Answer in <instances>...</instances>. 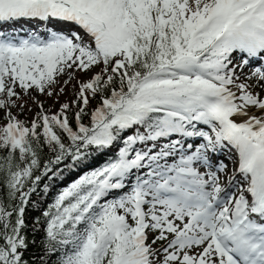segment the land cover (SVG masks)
Masks as SVG:
<instances>
[{
    "label": "snow or ice",
    "instance_id": "obj_1",
    "mask_svg": "<svg viewBox=\"0 0 264 264\" xmlns=\"http://www.w3.org/2000/svg\"><path fill=\"white\" fill-rule=\"evenodd\" d=\"M0 113V264H264V0H0Z\"/></svg>",
    "mask_w": 264,
    "mask_h": 264
},
{
    "label": "trees",
    "instance_id": "obj_2",
    "mask_svg": "<svg viewBox=\"0 0 264 264\" xmlns=\"http://www.w3.org/2000/svg\"><path fill=\"white\" fill-rule=\"evenodd\" d=\"M69 96H70V94H69ZM51 98H53V102L52 103L55 105L54 106V108H55L54 112H56L59 109L60 105L64 104L65 101H66V99L64 101H60L59 97H46L45 98V101L47 102L46 104H49V100ZM98 101H99V96H97L95 99H90V103H89V106H88L89 111H91V109H93L94 107L97 106ZM41 103L43 104V107L45 109L44 103L43 102H41ZM51 107H52V104H51ZM76 110L77 109L74 107L69 112V117H70V120L73 123V126H74L73 113ZM12 111L15 112L16 109H14ZM0 114H2V113H0ZM21 120L29 122L26 117H23L22 113H21ZM83 122L84 123H88V117H85ZM0 123H3V120H0ZM111 155H112V153H108L106 155L99 156V158L95 160V166L96 167L101 166ZM87 170L88 169H85L84 171H87ZM79 174L82 175L84 173L83 172H79ZM76 178H78L77 172H70L69 170L65 169V171L63 172V174L60 177V179H58L56 181H51L50 182V181H48L45 178V180H43L41 182L40 188L38 189L37 193L32 195L31 201L34 202V206H33V204H30L29 208H28V211L26 212L25 220H26V223H27L28 227H27V229L25 231L27 232L28 237H29L30 240L35 239L37 241V245L39 244V241H40L41 237L43 236V225L42 224L41 225H37V227L41 228V231L33 233L32 228H33V219H34V217L41 216V212L43 210L47 209L48 206L54 202V199H55L56 195L60 191H62L63 188L67 186V184L71 183ZM44 184H48L49 185V188L46 191L44 190ZM41 220H43L42 216H41ZM38 253H39V248L38 247H36V246L30 247L29 251L27 253H25V258L29 259L34 254H38Z\"/></svg>",
    "mask_w": 264,
    "mask_h": 264
},
{
    "label": "rangeland",
    "instance_id": "obj_3",
    "mask_svg": "<svg viewBox=\"0 0 264 264\" xmlns=\"http://www.w3.org/2000/svg\"><path fill=\"white\" fill-rule=\"evenodd\" d=\"M69 71H71V70H69ZM92 71L93 72H98L99 69L98 68H94ZM91 75H92L91 72H89V73L76 72L74 74V78L71 79L70 83H68V85L66 87H64L63 93L62 94H54L51 97H59L60 101H64L66 99L65 103L69 102L71 104V102L76 99V94L79 91V84L77 83V81L85 82V81H87L90 78ZM65 79H68V77L67 76H63V77L59 78L60 83L55 85V87L53 89V91L55 93H59V89H60L61 86H63V81ZM16 91L20 92L21 90L17 87ZM29 92H30V95L23 96L22 99L17 100V105H20V104L24 105V110H23L22 114H23V117H26L29 122L32 121L35 118L36 114L40 111V108L37 106V104L33 103V98H35V100L40 102V103L41 102L44 103L45 109L43 107V110L45 112H48L49 114L54 112V109H55L54 106L55 105L52 103L53 102V98H51L49 100V104H46L47 102L45 101V98L49 97V96H47L46 94L41 95L38 92H36L34 89H30ZM69 94H70V96H69ZM51 104H52V107H51ZM14 109H16V111L13 112V114H18V118L21 120L20 108L17 107V108H14ZM14 109H12V110H14ZM29 109H31V110L29 111ZM254 111H255L254 109H249V114H252ZM2 115H3V113L0 114V116H2ZM226 162L229 164V168H231L232 167L231 160L230 159L226 160Z\"/></svg>",
    "mask_w": 264,
    "mask_h": 264
},
{
    "label": "bare ground",
    "instance_id": "obj_4",
    "mask_svg": "<svg viewBox=\"0 0 264 264\" xmlns=\"http://www.w3.org/2000/svg\"><path fill=\"white\" fill-rule=\"evenodd\" d=\"M258 114V113H257Z\"/></svg>",
    "mask_w": 264,
    "mask_h": 264
}]
</instances>
